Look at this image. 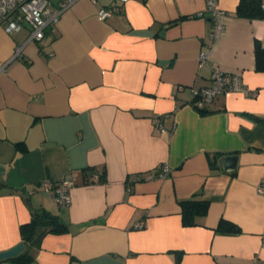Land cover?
I'll use <instances>...</instances> for the list:
<instances>
[{"label": "crops", "instance_id": "0c3cea01", "mask_svg": "<svg viewBox=\"0 0 264 264\" xmlns=\"http://www.w3.org/2000/svg\"><path fill=\"white\" fill-rule=\"evenodd\" d=\"M238 1L218 0L216 38L205 0H74L39 41L0 24V251L44 210L66 229L27 245L28 264H264V19L234 16ZM100 7L115 11L101 20ZM213 66L251 92L202 114L190 102ZM66 177L69 204L39 187ZM193 196L208 211L184 225L179 200Z\"/></svg>", "mask_w": 264, "mask_h": 264}, {"label": "built area", "instance_id": "2783aa9c", "mask_svg": "<svg viewBox=\"0 0 264 264\" xmlns=\"http://www.w3.org/2000/svg\"><path fill=\"white\" fill-rule=\"evenodd\" d=\"M73 1L61 0L58 6L54 7L49 0H0V24L3 23L4 30L10 34L19 32L24 26H27L29 29L27 41H39L44 37L45 28L56 23L62 12ZM205 9L212 20L210 35L212 38H216L224 30L223 19L226 12L218 6V0H205ZM114 11L112 7H100L97 10V16L99 19L104 20L111 16ZM20 54L21 48L16 47L7 62L19 57ZM207 59L208 53L205 51L200 52L199 65L205 64ZM229 92H241L248 95L251 91L244 86L239 73L225 72L219 67L213 66L211 68L210 83L193 90L190 106L196 110L202 109L206 103L212 101L217 95ZM153 121L154 124L161 125L159 116H155ZM165 174L166 168L161 172V175ZM98 176L99 173L94 177L97 178ZM72 184L71 178L66 177L55 183L43 180L39 183V187L44 191L51 192L60 205H66L70 202L69 188ZM34 191L35 188L33 187L28 193ZM258 192L264 194V183L259 185ZM134 227L140 228L142 223H135Z\"/></svg>", "mask_w": 264, "mask_h": 264}, {"label": "trees", "instance_id": "16d2710c", "mask_svg": "<svg viewBox=\"0 0 264 264\" xmlns=\"http://www.w3.org/2000/svg\"><path fill=\"white\" fill-rule=\"evenodd\" d=\"M237 17L249 19H264V0H239L233 13ZM255 55L257 68L264 71V49L256 42ZM200 113H206L199 109ZM181 206V220L184 225H195L197 218L204 216L208 211L209 202L202 198L193 196L188 199L179 200ZM218 229L237 231L239 227L223 218L219 220ZM64 225L57 215L44 210L32 211L31 219L19 226L23 250L14 257L3 259L9 260L12 264H28L32 261L33 255L27 251V245L37 244L47 233H60L65 231ZM1 261V260H0Z\"/></svg>", "mask_w": 264, "mask_h": 264}, {"label": "water", "instance_id": "95a60500", "mask_svg": "<svg viewBox=\"0 0 264 264\" xmlns=\"http://www.w3.org/2000/svg\"><path fill=\"white\" fill-rule=\"evenodd\" d=\"M211 20V18H208ZM237 165V156L236 155H227V156H222L219 159V166L226 170V171H234L236 169ZM24 248V245L22 242L17 243L13 247L0 251V260L11 258L19 254Z\"/></svg>", "mask_w": 264, "mask_h": 264}]
</instances>
